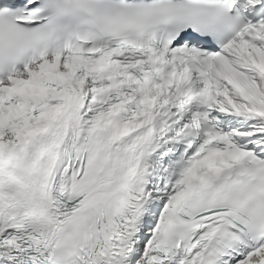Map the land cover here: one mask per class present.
<instances>
[{"label": "snow or ice", "instance_id": "6c2138e0", "mask_svg": "<svg viewBox=\"0 0 264 264\" xmlns=\"http://www.w3.org/2000/svg\"><path fill=\"white\" fill-rule=\"evenodd\" d=\"M0 264H264V0H0Z\"/></svg>", "mask_w": 264, "mask_h": 264}]
</instances>
